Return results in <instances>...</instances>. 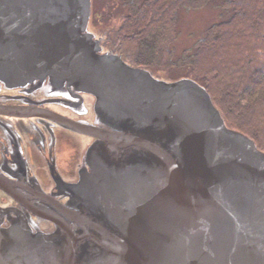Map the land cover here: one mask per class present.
I'll return each mask as SVG.
<instances>
[{
    "label": "water",
    "instance_id": "1",
    "mask_svg": "<svg viewBox=\"0 0 264 264\" xmlns=\"http://www.w3.org/2000/svg\"><path fill=\"white\" fill-rule=\"evenodd\" d=\"M91 14L92 0H0V86L29 83L49 122L20 123L75 150L52 184L67 207L0 203V264H264V151L193 77L106 49L112 27Z\"/></svg>",
    "mask_w": 264,
    "mask_h": 264
},
{
    "label": "trees",
    "instance_id": "2",
    "mask_svg": "<svg viewBox=\"0 0 264 264\" xmlns=\"http://www.w3.org/2000/svg\"><path fill=\"white\" fill-rule=\"evenodd\" d=\"M121 2L126 11L108 33L106 49L154 73L179 70L193 77L210 93L227 125L264 151V0ZM210 3L229 16L209 25L192 47L175 55L171 44L179 11Z\"/></svg>",
    "mask_w": 264,
    "mask_h": 264
},
{
    "label": "flooded vegetation",
    "instance_id": "3",
    "mask_svg": "<svg viewBox=\"0 0 264 264\" xmlns=\"http://www.w3.org/2000/svg\"><path fill=\"white\" fill-rule=\"evenodd\" d=\"M41 100L29 83L11 88L0 86V203H9L7 212L16 209L32 215L30 207L35 205H45L52 212L67 207L54 195L57 191L52 184L58 172L70 170L74 148L60 141L57 132H42L31 124L20 123L23 118L49 122L48 108L40 104ZM18 107L30 110L23 112ZM129 150L119 152L124 155ZM108 154L120 155L111 151ZM4 210L5 207L0 208V220L5 218ZM75 212L92 219L83 206ZM70 217L79 219L72 214ZM68 223L71 227L76 225Z\"/></svg>",
    "mask_w": 264,
    "mask_h": 264
},
{
    "label": "rangeland",
    "instance_id": "4",
    "mask_svg": "<svg viewBox=\"0 0 264 264\" xmlns=\"http://www.w3.org/2000/svg\"><path fill=\"white\" fill-rule=\"evenodd\" d=\"M125 11L126 8L122 5L121 0H92L91 26L100 30L116 27L120 22V16ZM228 16L229 12L224 11L216 3H210L196 10H180L175 26L176 37L171 44L175 55H178L184 48L192 47L204 35L209 25L224 20ZM97 19H100L101 22L96 21ZM161 72L163 73L158 74L169 79L189 76L179 70Z\"/></svg>",
    "mask_w": 264,
    "mask_h": 264
},
{
    "label": "bare ground",
    "instance_id": "5",
    "mask_svg": "<svg viewBox=\"0 0 264 264\" xmlns=\"http://www.w3.org/2000/svg\"><path fill=\"white\" fill-rule=\"evenodd\" d=\"M92 15V14H91Z\"/></svg>",
    "mask_w": 264,
    "mask_h": 264
}]
</instances>
